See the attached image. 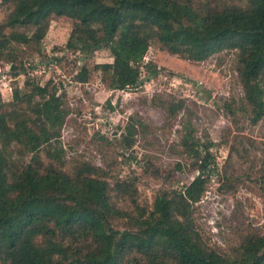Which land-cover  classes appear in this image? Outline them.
<instances>
[{
  "label": "trees",
  "instance_id": "trees-1",
  "mask_svg": "<svg viewBox=\"0 0 264 264\" xmlns=\"http://www.w3.org/2000/svg\"><path fill=\"white\" fill-rule=\"evenodd\" d=\"M234 1L0 0L10 9L0 58L11 63L14 76L24 74L13 65L15 49L34 44V31L53 18H65L82 26L71 47L83 59L99 49L110 52L112 61L93 62L90 74L107 78L108 89L125 90L140 84L143 69L150 76L159 71L143 62L144 35H118L134 23L147 24L158 31L160 50L188 61L233 50L239 110L255 123L264 117V0ZM24 87L19 99L30 116L0 98V264H264V235L256 229L243 231L231 254L203 239L193 214L216 167L211 142L199 139L188 122L178 145L197 174L181 189L161 187L147 205L138 202L134 174L112 178L110 170L85 160L64 163L50 129L69 111L63 96L46 83L25 80ZM31 97L37 100L29 107ZM223 106L230 115L237 108L232 100ZM125 129L113 139L126 150L136 129ZM140 165L144 174L158 176L147 156ZM258 188L264 195V176Z\"/></svg>",
  "mask_w": 264,
  "mask_h": 264
},
{
  "label": "rangeland",
  "instance_id": "rangeland-1",
  "mask_svg": "<svg viewBox=\"0 0 264 264\" xmlns=\"http://www.w3.org/2000/svg\"><path fill=\"white\" fill-rule=\"evenodd\" d=\"M229 2L210 0L211 4ZM9 10L0 5L3 34L10 30L3 24ZM81 32L80 23L65 18H53L48 26L37 28L36 42L18 46L11 56L13 65L24 74L14 76L11 63L0 58L1 100L20 105L18 110L30 116L25 99L23 103L19 99L28 89L24 81L52 86L69 110L60 124L50 128L57 132L52 147L62 150V161L67 165L73 159L88 161L110 170L112 178L134 174L138 202L147 205L161 187L181 189L197 174L178 145L181 125L188 122L199 139L211 142L216 167L193 214L203 239L231 254L243 231L256 229L264 235V195L258 188L259 177L264 176V117L252 123L239 110L243 97L234 69L235 52L223 50L200 62L188 61L160 50L155 28L134 23L118 35H144L148 46L143 62L154 64L159 71L150 76L143 69L138 86L111 90L107 78L90 74L93 62L112 61L109 50H96L83 59L71 47ZM36 100L31 97L29 107ZM231 100L237 107L233 115L223 106ZM126 125H134L136 131L131 147L125 150L113 138L125 133ZM145 156L158 168V176L143 173L140 162Z\"/></svg>",
  "mask_w": 264,
  "mask_h": 264
}]
</instances>
